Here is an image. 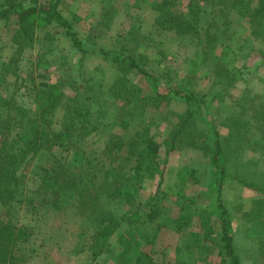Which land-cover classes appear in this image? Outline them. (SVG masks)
Listing matches in <instances>:
<instances>
[{
  "label": "rangeland",
  "instance_id": "1",
  "mask_svg": "<svg viewBox=\"0 0 264 264\" xmlns=\"http://www.w3.org/2000/svg\"><path fill=\"white\" fill-rule=\"evenodd\" d=\"M6 1L11 0H0V4ZM15 1L26 3L29 0ZM224 1L63 0L59 9L73 19L88 50L84 57L57 26H36L31 43L24 39L16 16L0 18V62L11 64L3 67L0 63V71H6L5 78L0 77V81L5 79L3 95L31 107L39 99L37 94H32L34 90L31 95L27 93L26 85L42 87L63 78L65 90L70 94H75V87L85 82L109 92L111 83L123 74L131 79L134 90H141L139 100L154 95L151 85L135 71L127 72L125 66L103 52L112 51L118 55L123 46L132 48V44L119 43L118 39L126 31L134 33L144 42L138 47L133 46L136 47L133 53L159 78L162 92L166 93L169 85L177 83L208 101L209 108L203 109L197 117V124L208 135V142L212 143L213 125L219 126L231 115L251 122L252 134L220 126L221 135L231 141L226 150L237 175L251 177L264 186V58L260 56V51H264V13L252 16L260 0H227L226 5ZM190 5L201 8L199 23L188 13ZM160 7L169 11L165 13L162 25L155 23ZM241 7L251 17L241 16ZM105 9L110 20L108 27L103 22ZM170 18L181 21L177 25L171 24ZM217 22L221 25L219 36L214 34L216 41L210 42L207 35L213 34L212 27ZM186 27L192 31L190 34H184ZM219 63H222L223 71L220 77L215 70L220 68ZM223 86L229 89L228 92L213 99ZM136 105L139 111L122 130V125H117L123 120L118 124L110 123L102 133L91 137L88 147L94 162L99 157L105 167L129 170V182L125 184L123 194L105 202L121 220L113 236L106 243L94 241L92 226L88 224L76 194H63L57 201L46 194L38 176L43 168L49 167L52 157L48 151H42L22 173L21 201L10 205L0 203V219H10L32 231L29 242L21 244L14 261L8 263L134 264L139 251L146 249L161 264H225L215 242L218 232L211 231L216 225L214 204L217 193L212 194L209 190L213 179L210 156L197 149L175 151L163 166L159 164L165 152L162 146L147 149L142 154L146 149L143 148L140 155L144 156V164L136 167L134 159L127 162L123 145L119 147L120 140L124 144L123 141H129L137 129L142 128L141 119L150 125L149 136L163 141L172 128L173 113L184 112L185 104L171 100L169 106L165 102L159 108L148 105L144 116L141 111L146 104L137 101ZM48 119L52 128L60 129V112L49 115ZM110 131L114 136L109 145L101 137ZM249 136L261 140L258 150L251 148L254 145ZM154 152L159 155L155 159L157 162L153 159ZM188 169L196 172L191 174L192 178L186 172ZM151 170L155 173L152 178L148 177ZM162 170L165 173L163 183L159 177ZM159 184L162 189L156 192ZM154 194L153 206L161 211L156 217L150 215L147 206L148 197ZM221 197L232 215L234 245L242 264H264V190L257 192L238 179L226 178ZM182 210L188 213L189 225L177 230L172 219H178ZM252 210L250 216L244 215Z\"/></svg>",
  "mask_w": 264,
  "mask_h": 264
},
{
  "label": "trees",
  "instance_id": "2",
  "mask_svg": "<svg viewBox=\"0 0 264 264\" xmlns=\"http://www.w3.org/2000/svg\"><path fill=\"white\" fill-rule=\"evenodd\" d=\"M228 2L225 0L223 4L226 5ZM61 3L63 4V0H29L26 3L15 0L6 1L5 4H0V18L7 19L11 15L16 16L19 30H21L24 39L31 43L34 40L36 26H57L64 31L72 47L84 57L88 50L83 45L73 19L66 17L59 9ZM107 9L102 14L104 15L103 22L108 27L110 20ZM189 9V15L194 16L196 23H199L198 14L201 8L190 5ZM240 9L241 16L251 17L247 11L243 10L244 7ZM158 10L160 13L156 17L155 23L162 25L165 13L169 11L165 12L162 7ZM261 13H264V0L259 1V6L254 9L252 16ZM180 21V18L169 19V22L175 25ZM212 28L213 34L207 33L210 42L216 41L214 34L219 36L221 25L217 22ZM191 32L187 27L184 30V34ZM222 33H224L223 30ZM135 35L126 31L120 37L118 36L119 43L127 41V44H132V48L125 49L123 46L124 49L118 55H114L112 51L104 50L103 52L117 64L125 66L127 72L135 71L139 77L151 85L154 95L142 97V100H139L142 95L141 90L138 88L134 90L135 86L126 74L116 77L109 86V92L97 89L85 82L81 83L82 85L78 83L79 86L75 87L76 93L70 94L65 90L66 83L63 78L45 83L42 87H36L35 84L26 85L27 93L31 95L34 90L32 94H37L39 99L37 104L31 107H26L25 104L18 101H11L6 95H3L5 79L0 81V203L10 205L21 201L19 189L22 173H25L28 166L34 163L42 151H48L52 157L50 165L48 168H43L38 176L46 194L54 201L66 193L76 194L79 206L84 211L88 224L92 226L94 241L108 242V239L121 225V220L115 216L113 209L105 202L119 198L123 194L125 184L129 182V170L126 169L127 167L124 168L126 170L122 169L121 171L113 166L105 167L99 157L94 162L95 159L90 156L91 151H88L90 139L95 133H102L106 125L118 124L120 120L123 121L117 126L122 125L120 128L122 130L129 122L128 120L135 118L134 116L139 111L135 107L137 101L146 104L141 111L144 116L148 105L159 108L164 102L169 106L171 100H177L184 103L186 109L182 113H173L172 128L163 141L149 136L150 125L141 119L144 124L142 128L137 129L136 134L129 141H123L124 144L120 140L119 147L123 145L122 149L127 152V162L134 159L137 162L136 167L144 164L142 162L144 156L140 155L143 148L146 149L142 151V154L147 149L162 146L165 152L159 164L161 163L163 166H166L170 155L175 151L197 149L202 154L209 155L210 165L213 168V179L209 183V190L212 194L217 193L216 204H214L216 225L211 227V231L218 232L215 242L219 245L218 253L223 257L225 264H242L234 245L232 215L222 201V186L226 178L238 179V182L257 192L263 191L264 186L251 177L241 178L237 175L235 167L229 163L226 150L231 141L222 138L220 126L228 127L234 132L245 131L250 134L253 132V126L250 121L240 116L231 115L222 123L220 122L219 126L213 125L212 143L208 142L207 133L197 124V117L202 110L209 108L208 101L203 96H199L196 91L177 83L169 85L166 93L162 92L159 89V78L142 65L133 53V50L144 42L141 36ZM224 35L227 33L225 32ZM260 56L264 58V51H260ZM0 63L3 67L11 66L6 62ZM221 64L219 63L220 68L215 69L219 77L223 73ZM5 76L6 71H0V77L5 78ZM222 88L223 90L216 93L213 99L223 97L229 90L226 86ZM56 112L61 113L62 125L60 129L52 128L51 121L48 119L49 115ZM118 116L124 119H120ZM113 136V131H110L101 137V140H106L108 143L112 141ZM253 137L249 136L250 143L254 145L251 148L258 150L261 147V140ZM119 138L121 139L122 135ZM109 145H107V149H109ZM158 156L154 152L155 162H157L155 159ZM164 170L159 173L162 183L165 180ZM186 172L191 176L190 178L196 173H192L189 169ZM154 175V171L151 170L148 177L152 178ZM160 189H162L161 184L158 185L156 192H159ZM155 194L148 197L147 203L152 217L158 216L161 212L159 207L153 206ZM252 212L253 210L248 211L244 215L250 216ZM187 214L182 210L178 219L175 218L174 221L172 219L177 230L189 225L190 218ZM31 236L32 231L29 227L16 224L10 219H0V264H10L9 260L13 262L17 249L21 244L28 243ZM134 264L161 263L148 250L141 249Z\"/></svg>",
  "mask_w": 264,
  "mask_h": 264
}]
</instances>
